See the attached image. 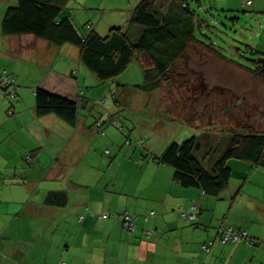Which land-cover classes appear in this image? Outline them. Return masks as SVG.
Listing matches in <instances>:
<instances>
[{"label": "crops", "instance_id": "1", "mask_svg": "<svg viewBox=\"0 0 264 264\" xmlns=\"http://www.w3.org/2000/svg\"><path fill=\"white\" fill-rule=\"evenodd\" d=\"M247 1L252 2L249 6L253 12L264 13V0H246L245 5ZM16 3L17 0H0V79L6 72L9 80L17 84L20 79L15 72L19 67L14 61L20 58L29 62L37 53L40 59L33 58V62L36 60L38 65L46 68L42 86L57 85L51 80L58 77V72L68 74L79 70L80 79L83 72L87 76L88 71L80 64L77 47L70 44L54 46L34 35L2 33L6 10ZM197 3L201 5L200 0ZM95 30L99 31L97 26ZM46 57L48 60L42 64ZM59 60L61 67L56 65ZM70 61L78 63V69H74ZM85 77L81 79L83 85ZM2 82L0 264H264V249L222 244L217 239V227L224 222L246 229L252 237L264 240V232H256L258 221L247 220L245 211L241 218H235L234 200L228 211L217 214L220 205L225 207L224 204L209 200L211 196L199 188L182 186L174 179L172 167L150 159L148 154L134 164L140 167L135 171L139 175L137 181L124 183L122 189L116 179L117 189H111L103 167L97 171H89L91 168L87 167L88 170L79 169L81 161L71 169L66 161L62 163L61 155L51 167H46L41 163V150L37 146L42 144L45 133L50 138L57 127H66L63 120L55 115L39 117L35 107L29 112L26 100L13 102L8 96L12 92L10 86L4 87ZM89 104L90 101L84 115L80 114L78 124L72 127L105 137L104 121L101 128L97 126L101 122L99 118L89 125L94 112V107ZM174 141L177 140L162 147ZM29 152H32L31 163L28 162ZM122 158L116 168H120L127 157ZM72 165L74 167V162ZM90 175L94 179L91 182ZM43 180L52 185L44 187ZM204 200L207 201L205 206ZM195 204L199 206L198 220L183 218L180 209L190 211ZM125 212L137 216L133 233L123 228ZM106 213L114 216L102 219ZM227 221L231 222L228 224ZM147 231L151 233L149 237L145 235ZM206 243L211 244L210 252L202 248Z\"/></svg>", "mask_w": 264, "mask_h": 264}, {"label": "rangeland", "instance_id": "2", "mask_svg": "<svg viewBox=\"0 0 264 264\" xmlns=\"http://www.w3.org/2000/svg\"><path fill=\"white\" fill-rule=\"evenodd\" d=\"M141 1L72 0L61 17L73 18L84 33L89 32V24H94L98 32L106 35L114 27L127 30ZM164 1L169 0H159L158 5L165 7ZM197 1L189 0L201 21L196 37L208 46L202 43L189 46L171 69L169 81L161 86L154 87L139 62L132 63L114 82L104 84L95 81L91 73L86 76L83 72L81 79L86 77L85 84L81 82L82 89L89 106L94 107L89 125L97 118L104 121L106 136L84 133L61 121L66 127H57L50 138L45 133L42 144L37 146L42 164L51 167L61 155L62 163L66 161L71 169L81 161L83 167L79 169L97 171L103 167L111 189L116 188L114 179L122 189L124 183L137 181L139 175L135 171L140 167L134 164L147 154L154 160L168 147H162L167 142H183L193 136L212 142L217 150L210 157L195 152L207 165L220 157L233 132L264 133V80L254 75L252 61L257 57L246 49V45L260 46L258 49L264 52V18L261 20L264 13L253 12L251 6L245 5L246 0H200L201 5ZM39 57L37 53L33 58ZM33 58L29 62L20 58L14 61L20 80L17 84L12 80L9 88L12 92L8 94L13 102L26 100L29 112L35 107V90L43 82L46 69L36 60L33 62ZM47 60L48 57L42 64ZM60 64L61 60L56 62L58 67ZM2 74L1 82L9 77L6 72ZM12 94L17 95V100ZM84 111L80 113L84 115ZM113 121L118 122V127ZM123 156L127 157L123 165L116 168ZM229 165L232 168L229 188L220 197L211 196L209 200L225 205H220L217 214L228 211L234 200V217L241 218L245 211L247 220L258 221L256 232H264V168L241 160H230ZM93 180L90 175V182ZM43 182L46 188L52 185L48 180Z\"/></svg>", "mask_w": 264, "mask_h": 264}, {"label": "trees", "instance_id": "3", "mask_svg": "<svg viewBox=\"0 0 264 264\" xmlns=\"http://www.w3.org/2000/svg\"><path fill=\"white\" fill-rule=\"evenodd\" d=\"M71 1L17 0L15 5L6 10L2 33L34 35L54 46L70 44L77 47L80 51V64L100 84L114 82L134 62H142L143 65L144 58L148 62L144 63V66L148 64L144 68L146 78L152 79L154 87L161 86L169 81L171 69L189 46L194 43L208 46L196 37V29L200 27L201 21L189 7V0H171L165 3V7L158 5L159 0H142L134 10L127 30L114 27L106 35L97 32L92 24L87 26L89 32L84 33L76 27L73 18L61 17L62 11ZM246 49L257 57V60L252 61L255 65L252 68L254 75L264 80V52L250 45H246ZM78 71L74 70L68 74L58 72V77H52L51 80L57 85H40L36 88L35 109L39 117L55 115L70 126L78 124L80 112L89 101L82 89ZM12 98L15 99L16 94H12ZM216 147H212V142L206 139L200 141L193 136L183 142H172L160 156L154 157V160L172 167L174 179L182 186L199 188L205 195L212 197H220L230 186V160L246 161L264 168L263 132H233L227 148L210 164L205 165L195 155V152H201L210 157L216 152ZM28 162H32L30 155ZM106 214L108 217H104ZM106 214L101 218L114 216ZM126 214L129 213L122 215L125 231ZM133 218L134 230L127 232L136 231L137 216ZM219 226L217 239L222 243L218 236ZM234 228L248 232L246 229ZM150 234L149 231L145 232L146 237ZM248 235L252 241L250 245L243 241L226 244H243L249 248L264 249V240L252 237L249 232Z\"/></svg>", "mask_w": 264, "mask_h": 264}, {"label": "built area", "instance_id": "4", "mask_svg": "<svg viewBox=\"0 0 264 264\" xmlns=\"http://www.w3.org/2000/svg\"><path fill=\"white\" fill-rule=\"evenodd\" d=\"M252 2L251 1H247V5H251ZM3 85L6 86H11L12 85V80H9V78H6L3 82ZM117 121H113V125L117 126ZM98 127H102V123L99 122L97 124ZM104 135V132L102 133ZM129 143V142H128ZM106 153H109V150L106 151ZM180 213L181 216L185 219L194 221L198 219V214H199V206L198 204H195L192 206V208L190 209V211H186L185 209H180ZM104 217H108V214L104 215ZM134 218L133 216L126 214L124 217V225H125V229L127 231H132L134 230ZM218 236L219 238L222 240V243L226 244V243H237L240 241H243L244 243H246L247 245H250L252 243L251 239L249 238L248 232L247 231H243V230H239V229H235L232 226H227L226 224H221L218 228ZM202 248L207 251L210 252L211 250V244L206 243L202 246Z\"/></svg>", "mask_w": 264, "mask_h": 264}]
</instances>
